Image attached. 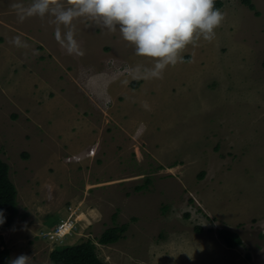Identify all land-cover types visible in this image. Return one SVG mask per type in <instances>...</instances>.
<instances>
[{
  "label": "rangeland",
  "instance_id": "1",
  "mask_svg": "<svg viewBox=\"0 0 264 264\" xmlns=\"http://www.w3.org/2000/svg\"><path fill=\"white\" fill-rule=\"evenodd\" d=\"M221 2L213 38L153 75L156 60L118 27L60 25L75 34L69 54L53 16L21 21L17 5L32 0H0V159L18 210L4 233L11 260L52 264L60 245L41 232L77 217L61 245L90 238L106 264H264V0L253 10ZM121 225L118 241L97 243ZM219 228L242 244L227 247Z\"/></svg>",
  "mask_w": 264,
  "mask_h": 264
},
{
  "label": "clouds",
  "instance_id": "2",
  "mask_svg": "<svg viewBox=\"0 0 264 264\" xmlns=\"http://www.w3.org/2000/svg\"><path fill=\"white\" fill-rule=\"evenodd\" d=\"M67 2L69 6L65 7L61 0H32L28 7L17 5L18 18L23 21L31 16L41 18L46 15L53 16L58 25L54 34L55 39L69 54L78 51L75 34L72 30L62 32L60 25L70 28L75 18L88 17L98 27L102 26L109 30L118 27L122 38L134 45L137 55L156 60L153 75H158L165 66L177 63L181 51L195 39L203 36L205 40H211L214 29L224 18L223 13L215 7V0H67ZM5 220L4 210L0 209V225H3ZM7 230L9 227L3 231V236ZM72 234H75V230L66 234L57 244H63V241ZM29 260V256L21 254L12 259L11 264H29Z\"/></svg>",
  "mask_w": 264,
  "mask_h": 264
},
{
  "label": "trees",
  "instance_id": "3",
  "mask_svg": "<svg viewBox=\"0 0 264 264\" xmlns=\"http://www.w3.org/2000/svg\"><path fill=\"white\" fill-rule=\"evenodd\" d=\"M240 2L250 10L255 8L252 0H240ZM221 6V0H215V7L219 9ZM139 82H132V86L136 88ZM24 155L27 156V154ZM146 183L137 186L136 189L141 190ZM0 209L4 210L6 217L5 223L0 225V264H11L10 251L5 246L3 231L12 225L18 210L16 189L9 178L8 165L2 159H0ZM125 230V225L108 227L97 238V243L104 245L115 243L122 237V232ZM217 234L227 247L232 248L242 244L240 235L235 231L219 228ZM247 257L249 258V255ZM49 259L52 264H106L98 256L96 244L90 238L75 244L57 246L50 252Z\"/></svg>",
  "mask_w": 264,
  "mask_h": 264
},
{
  "label": "built area",
  "instance_id": "4",
  "mask_svg": "<svg viewBox=\"0 0 264 264\" xmlns=\"http://www.w3.org/2000/svg\"><path fill=\"white\" fill-rule=\"evenodd\" d=\"M89 153L93 154L94 151H89ZM78 221L77 217L65 220L61 219L54 225L51 231L42 233V236L51 242H61L66 234H70L72 231L76 230V223Z\"/></svg>",
  "mask_w": 264,
  "mask_h": 264
},
{
  "label": "bare ground",
  "instance_id": "5",
  "mask_svg": "<svg viewBox=\"0 0 264 264\" xmlns=\"http://www.w3.org/2000/svg\"><path fill=\"white\" fill-rule=\"evenodd\" d=\"M91 154V153H90Z\"/></svg>",
  "mask_w": 264,
  "mask_h": 264
}]
</instances>
